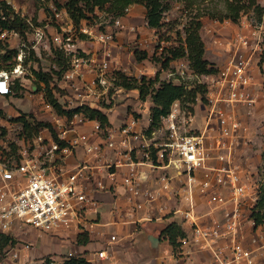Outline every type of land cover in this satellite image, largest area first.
<instances>
[{"label":"built area","instance_id":"built-area-1","mask_svg":"<svg viewBox=\"0 0 264 264\" xmlns=\"http://www.w3.org/2000/svg\"><path fill=\"white\" fill-rule=\"evenodd\" d=\"M133 6L136 4L126 8V14ZM13 9L23 18L27 29L22 34L15 28L4 27L0 22V56L5 47L13 43L14 37L18 39L16 54L13 56L15 61L10 68L0 67V98L7 101L24 89L34 92L32 83L36 84L37 79L32 74L33 69H38L39 65L43 71L51 72L58 79L53 70L44 67L43 51L47 49L53 53L63 52L67 58V67L62 72L61 80L68 84L69 92L78 101V105L94 107L96 101L117 79L116 68L111 65L109 43L119 33L124 16L115 17L103 29L85 19L76 24L66 8H54L51 20L48 17L34 19L21 13L16 6ZM1 18L6 19V16L2 15ZM85 39L103 43L101 59L94 58L86 51ZM238 41L244 49L249 44L246 35H240ZM34 53L39 59H35ZM88 72L91 75L87 77ZM215 74V107L211 108L209 119L217 112L215 108L218 103V132L209 146L204 141V134L197 133L193 127V115L187 114L178 100L163 117L162 126L152 132L156 134L160 131L162 139L147 137L143 129L137 128L138 119L132 116L100 142L93 141L102 129L98 120L89 118L83 112H76L72 116L60 115L46 102L53 116L51 123L55 135L46 126L31 141L26 142L25 138L21 142L17 140L14 152L9 150L4 153L0 150V232H8L16 224L30 225L44 232H55L61 228L94 232L96 223L88 213L95 202L88 195L86 185L94 182L98 189H107L105 177L115 180L117 168L120 167H125L121 179L125 195L132 204L131 210L137 212L149 209L147 202L139 198L145 194L152 200L156 195L144 190L143 180L146 176L137 167L140 163H148L153 168L173 167L178 174L186 176L192 203L189 209L179 210L190 220L193 237L200 248L211 253V259L203 264H256L255 250L239 237L242 228L240 197L247 192V182L237 167L230 164V160L229 164L219 166L209 164L214 156L210 150L216 151L215 157L221 160L226 156L231 157L241 135L242 121L235 114L226 113L220 107V102L251 100L248 88L253 83V76L249 73V60L242 55L233 56ZM24 79L31 80L29 86ZM37 85L36 91L38 87L43 91L46 89L43 81ZM3 105L0 102V108ZM90 120H94L91 131L79 128V123ZM132 140L143 143L134 144ZM140 143L146 147L144 158L133 154L136 150L141 151ZM79 146H84L86 152L96 159L106 156V148L114 150L117 158L102 165L86 161L71 172H60V161ZM103 169L105 175L101 173ZM201 169L205 170L199 179L196 173ZM98 171L100 174L96 177ZM161 181L167 187L168 175H162ZM197 181L206 192L213 194L212 198L218 203L233 202V209L224 223L205 225L198 221L193 202V187ZM151 213L146 210L143 216L135 218L136 222L153 219ZM109 239L115 242L119 236L112 233ZM180 241L187 242V237ZM31 247L32 244L26 241L8 243L2 249L4 264H25L24 260L29 257ZM67 254L75 255L72 251ZM97 257L108 258L107 249L98 250Z\"/></svg>","mask_w":264,"mask_h":264},{"label":"rangeland","instance_id":"rangeland-1","mask_svg":"<svg viewBox=\"0 0 264 264\" xmlns=\"http://www.w3.org/2000/svg\"><path fill=\"white\" fill-rule=\"evenodd\" d=\"M6 1L10 2L13 6H18L20 12H23L25 15L35 14L37 17L39 11L43 9L50 20L54 14V8H58L59 10L65 8V0ZM259 1L264 5V0ZM165 2H167L170 7L164 14L165 24L158 29L148 25L145 16H143V5L141 4H138L140 5V11L132 14V7L128 13L129 15H124L122 27L119 30V34L122 33L124 38V40L122 39L123 43L121 50H119L121 52H115L113 48L111 49L109 46L111 53L110 58L117 66L116 74L119 76L123 73L128 78H140L142 75L154 77L156 71L160 69V77L162 79L172 80L175 83L184 82L189 87L197 82H206L208 84V92L205 98H202L201 95L198 96L197 103L195 104V112L193 113V122L197 125L196 132L204 134V141L206 145L209 146L218 132V103L215 108L217 112L208 120L209 115H211V108L213 106L215 107V94H213V91L216 90V87L213 85V77L216 74L194 73L189 66V61L186 56L172 60L167 68H162L161 61L156 60V58L167 56L169 51L168 48L178 46L184 42L186 37L185 26L190 22L192 17L196 16L200 18L203 23L201 35L205 41L207 51L206 57L209 60H214L217 63H225L224 65H226L233 56L242 55L243 58L249 60V73L253 76V83L248 88L251 100L235 103L220 102V107H222L226 113L235 114L242 121V130L239 136L241 141L237 144L239 145L238 150L236 154L234 151L231 157L226 156L224 160L218 157L215 159L211 158L209 164L217 163V161L222 164H229L228 160H230V164L235 165L238 172L244 176L247 182V192L240 197L242 228L239 230V237L255 250L257 255L256 264H264V226L260 225L256 227L249 217L250 209L254 205L258 195L261 180V167L263 165L261 154L264 150V114L261 116L257 115L254 107L257 105V102L261 100V106L264 108V64L259 63L261 52L264 49V14L260 22L256 17V13L253 10H249L242 14L238 23H234L230 19L218 20L210 16V14L220 16L225 11L224 0H165ZM89 16V18L85 19L86 21L97 24L103 29L115 18L106 8H96ZM240 35H246L248 38L249 44L245 49L241 48V45H239L238 38H240ZM84 44L90 47L93 42L85 39ZM135 49L147 50L149 52V57L138 60L134 53ZM16 50L17 47H5V50L2 51L0 56V67H11L12 63L15 61L13 56L16 54ZM152 55L154 58H151ZM7 56H10V58ZM43 64L45 68L53 71L58 69L64 70L62 68L67 67V60H58L55 57V53L45 49V51H43ZM61 75L57 80H54L52 85L57 84V86L60 87ZM119 80L120 79L115 80L114 84L106 90L107 92L103 93L97 100V103L110 108V112L115 113L113 117L116 115L119 116L120 114L124 115V107L121 104L125 100L119 99L117 93L120 87L118 83ZM23 81L25 83L28 82L26 79ZM156 85H158V83ZM62 90L63 94L55 90L57 97L63 104L68 106L72 102L71 99L74 100L75 97L71 92H66V89ZM27 91L21 92V90H19L17 95L20 99L16 98L15 102L12 101L13 99L4 100L5 106L1 108L3 114H1L2 120L0 121V150L4 153L9 152V150L14 152L17 140L21 142V140L25 138L26 142H28L37 134L34 130H23L22 122L17 120L19 115L22 113L27 115L32 114L38 120L49 122H51L53 118L50 110L45 106L46 99L44 95L46 89L44 88L43 91L42 88L38 87V91L36 92ZM66 94L71 97L67 98ZM128 95L130 96L129 99L131 103L136 107V105L139 104V100L132 92H129ZM148 99L151 100V97L149 96ZM142 107L145 108V105ZM133 108V105L128 106L127 112L125 111L128 113L126 119L129 120L133 116L137 118L139 122L142 118V113H139L137 109L134 111ZM45 111H47V113L41 115ZM139 124L140 126L143 125L142 122ZM3 128H5V130H3ZM143 130L147 137L154 136L162 139L160 131L148 136L145 131L146 128H143ZM100 134L108 136L107 131H102ZM138 142L143 143V141ZM145 149L146 147L141 144V151H134V156L140 155L144 158ZM209 152L214 156L217 153L213 150ZM201 170L203 172L205 169ZM152 183L153 189H156L158 185L159 188L161 186L158 180ZM167 190L169 193L168 195H164L166 198H164L165 200H163L162 205L158 206V208L152 205L151 207L149 206V209L144 210H150L152 212L151 214L154 220H150V222L153 228L149 229L147 224H142L141 221H138V229H144L145 231H157L158 229L161 233L160 235L167 238L162 230L168 222L173 220L180 224H184L188 228V235L186 236L187 242L182 241L181 245L178 246L176 250H173V247L167 244L162 253L164 254V252L167 251L174 254L176 263L178 264H182V262L187 260L190 264L205 263L207 251L200 248V245L193 237L190 220L186 219L181 210H179L181 208L189 209L191 207L192 196L187 187V183H184V179L178 177L167 187ZM157 192L160 194L159 191ZM212 197L213 194L206 192L198 181L194 184L193 202L195 214L198 216V221L205 225L214 224L216 222L224 223L228 219L229 212L233 209L234 204L232 201L220 204ZM126 205L128 208L132 205L128 199ZM154 208L158 210L154 211ZM156 215H161L163 218V224L157 227L152 223L158 220ZM8 232L17 239V242L26 241L32 244L31 249L28 251L29 257L24 260L25 264H31L38 260L40 258L39 256L43 255L45 249L48 247L50 248L49 251L56 252L54 255L60 260V250H62L63 245L57 237L54 236L53 243L49 242L44 238L45 233L39 232L30 225L16 224ZM131 244L132 243L128 242L129 246ZM153 256H158V250ZM4 262L5 255L3 250H1L0 264H4Z\"/></svg>","mask_w":264,"mask_h":264},{"label":"trees","instance_id":"trees-1","mask_svg":"<svg viewBox=\"0 0 264 264\" xmlns=\"http://www.w3.org/2000/svg\"><path fill=\"white\" fill-rule=\"evenodd\" d=\"M224 1L225 11L220 16L210 14L211 17L218 20L230 19L232 22L238 23L242 14L253 10L256 13L257 19L260 22L262 21L264 5L259 0ZM132 4H141L145 7V18L150 27L158 29L165 24L164 14L170 7L165 0H65L64 6L70 18L77 24L81 20L89 18L90 13H93L96 8H106L112 13L113 17H118L126 15V8ZM2 15H5L6 19H2ZM34 19L36 18L34 17ZM0 22L4 27L15 28L22 34H25L27 29L23 18L15 12L13 6L6 0H0ZM202 25L203 23L200 18L196 16L192 17L190 22L185 26L186 37L184 42L178 46L168 48L167 56L156 58V60L161 61L162 68L169 67L172 60L186 56L189 61V66L194 73L215 74L219 71L216 63L206 57V45L201 35ZM54 53L58 60H67L63 52L54 51ZM134 53L138 60L149 57V52L145 49H135ZM7 57L10 58V56ZM34 57L35 59H39L35 53ZM151 58H154V56L152 55ZM259 63L264 64V49L261 52ZM62 69L65 70L66 68L63 67ZM33 70L36 79H38L37 81H43L45 83V99L53 106L58 114L72 116L76 112H83L89 118L98 120L102 127L110 124L107 113L101 108L92 107L87 104L75 107H68L63 104L55 92L56 89L60 94H63L62 88L58 87L57 84L52 85L55 80L54 75L51 72L43 71L40 65L38 69ZM62 72L63 70L61 69L54 71L58 77ZM117 79H120L118 83L127 89H138L140 99L146 100L149 96L151 97L150 123L145 130L148 135H151L154 130L162 126L163 117L169 113L175 101L178 100L180 102L182 109L187 114L193 115L198 96L201 95L202 98H205L208 92V84L206 82H197L189 87L184 82L175 83L172 80L162 79L160 77V69L156 71L154 77L142 75L140 78H128L125 74L121 73L117 76ZM157 83L158 85H156ZM0 114H3L1 108ZM17 120L22 122L24 131L34 130L38 133L42 128L48 126L55 135V129L51 122L38 120L32 114L27 115L22 113L18 116ZM261 155L263 165L261 167L258 195L249 213V217L256 227L260 225L264 226V150ZM162 231L166 234L174 250L181 245L180 239L187 234L183 226L177 221L168 223ZM10 242L16 243L17 239L9 232H0V250ZM87 262L86 258L81 255L69 256L68 254H64L62 259L57 261L51 255L47 254L31 264H87Z\"/></svg>","mask_w":264,"mask_h":264},{"label":"crops","instance_id":"crops-1","mask_svg":"<svg viewBox=\"0 0 264 264\" xmlns=\"http://www.w3.org/2000/svg\"><path fill=\"white\" fill-rule=\"evenodd\" d=\"M139 6L140 5L138 4H136V6H133L132 14H135V12L140 11ZM142 7H143L142 12L144 13L143 16H145L146 9L144 6ZM16 8L19 10L18 6H16ZM26 16L36 17L35 14H30ZM47 17L48 16L46 15L45 11H43L42 9L39 11L38 16L36 18L47 19ZM122 39L124 40L122 33L120 34L118 33L114 41L109 43V46L111 47V49L113 48V50L118 53L121 52L119 50H121V47H122V43H123ZM17 45H18V39L14 37L13 43L10 45V47L11 48L17 47ZM102 46H103V43L94 41L90 47L85 45V48H86V51L89 52V54L92 55L94 58L101 59L102 52H100V50ZM211 61L215 62L214 60H211ZM215 63L219 68H222V66H224L225 64V63H217V62ZM111 65L112 67L117 69L116 64L112 62ZM89 75H91L90 72L86 73L87 77ZM32 76L36 78L34 74H32ZM30 82L31 80L28 79V82L26 83V85L29 86ZM39 82L41 81H36L35 82L36 84L32 83V87L35 89L34 92H36L37 90L36 86H38L37 83ZM60 82H61L60 87H62L63 89H66V92H69L70 89L69 87H67L68 84L65 83L63 80H61ZM23 91H27V90L24 89ZM117 91H118L117 93H118L119 99L125 100L121 104L124 107V111H123L124 115L120 114L119 116L116 115L113 117L115 113H111L110 108L100 103H97L96 101V104L94 107L101 108L105 113H107L109 117V122H110L109 125L102 127L99 133H101L102 131H107L109 135L111 131H116L119 126H121L126 120H128L126 119L128 117V113L126 112H127L128 106L130 105L134 106L133 108L134 111H136L137 109L139 113H142L141 114L142 118L140 119L139 123L142 122L143 125L140 126V124H138L137 128L138 129L147 128L150 123V108L152 106V101L148 98L146 100L140 99L138 89H127L126 87L120 85ZM129 92H132L136 96V98L139 100V104H137L136 107L133 103H131L129 99L130 98V96L128 95ZM66 97L70 98L71 96L70 95L67 96L66 94ZM16 98L20 99V97L17 95L12 98L13 99L12 101L15 102ZM71 101L72 102L68 105V107H75L78 105L77 100L71 99ZM0 102L1 104H5L3 98H0ZM46 102L47 101H45V106H46ZM260 102L261 100H259L257 102V105L254 107L255 113L259 116L264 114V108L261 106L262 104ZM143 105H145V108L142 107ZM4 106L5 105H3L2 107ZM47 111H45L41 115H45ZM192 125L193 127L197 129V125H195L194 122ZM93 126H94V120L86 121L84 123H79V128L87 130V131H91L93 129ZM106 138H108V136L99 134L98 136L93 138V141L100 142ZM132 141L134 144L139 143L137 142V140L136 141L132 140ZM240 141L241 139H238V142ZM237 144L233 150V152L235 151V154L239 146ZM105 152H106L105 157H100L99 159H96L94 155H91L86 152L84 146H79L76 148V150L73 153L68 154L60 161L61 163L60 172H63L65 174L68 172H71L75 170L80 164L86 161L95 162V163L102 165V163H105L108 160H115L117 158L114 150L106 148ZM137 157H140V156L137 155ZM213 158L215 159L216 157L213 156ZM213 164L216 166L223 165L219 161ZM137 167L140 173H144V177L146 176V179L143 180L144 190L153 192L156 195L155 198H153L152 200L148 199L145 194L140 196L139 199L146 201L148 206L150 207L153 205V206H156V208H158V206L162 205L163 200H165L164 198H166L164 195L165 194L168 195L169 193L167 190V187H169V185L172 184L174 179L179 177V178L184 179V183L187 182L186 176L178 174V172L173 167L153 168L148 163H140L137 165ZM124 170H125V167L117 168L118 173H117L115 180H111L110 178L105 177L106 184L108 185L107 189H104V190L98 189L95 186L94 182L87 183L86 185V190L88 192V195L91 198H93L95 202V205L89 209V213H88L89 217L96 223V230L94 232H87L85 230L67 229V228H61L60 230L55 231V232H44V231H41L33 227L39 232L45 233L44 238L47 239L49 242L53 243L54 236L59 239V241L63 245L62 250H60V253H61V255L59 256L60 260L62 259V256L64 254H67L69 251H72L74 252L75 255L84 256L86 260L88 261L87 264H178L176 263V258L174 254H171L167 251H165L164 254L162 253V251L164 250V247L167 244L169 245L171 244L168 238H164V236L160 235L161 233L158 231V229L157 231H150V230L145 231L144 229H138L139 222H136L135 218L139 216H143L146 213V211L140 210L138 212H133V210H131V207L128 208V206L126 205L127 196L125 195L124 188L122 186V179H121L122 173ZM101 173L105 175V169H103ZM99 174L100 172L98 171V174L96 175V177ZM164 174H167L169 177L167 187H164L161 181V176ZM196 175L197 177H200L199 179H201L203 176L202 170H198ZM156 180L160 182L159 184L161 186L159 188V185H158L156 189H153L152 182H156ZM157 191H159L160 194ZM155 210H158V209L154 208V211ZM161 215H156L158 220H156V222H152L154 223L155 227L163 224V218ZM164 219H167V218H164ZM151 220H154V219H151ZM141 222L142 224L143 223L147 224L149 226V229L153 228L150 220H141ZM181 225L187 232L186 234L187 236L188 228L184 224H181ZM112 233H116L119 236L118 241L110 242L109 238ZM150 235H155V236L160 237V241L157 246L152 245L151 240L149 239ZM128 242L132 244L129 246ZM103 248L107 249L109 253V257L105 259H99L97 257V252L98 250L103 249ZM49 249H50L49 247L46 248L43 255L39 257L41 258L44 255L49 254L54 259L59 260L54 255L56 254V252L49 251ZM157 250H158V256L154 257L153 254ZM209 259H211V253L207 251L206 261ZM182 264H190V262L187 260V261L182 262Z\"/></svg>","mask_w":264,"mask_h":264},{"label":"water","instance_id":"water-1","mask_svg":"<svg viewBox=\"0 0 264 264\" xmlns=\"http://www.w3.org/2000/svg\"><path fill=\"white\" fill-rule=\"evenodd\" d=\"M142 175H144V173H142ZM149 239L151 240V243L153 246H157L160 241V237L155 236V235H150Z\"/></svg>","mask_w":264,"mask_h":264}]
</instances>
